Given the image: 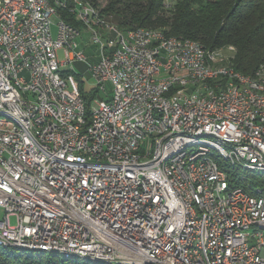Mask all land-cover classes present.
<instances>
[{"label": "built area", "instance_id": "2783aa9c", "mask_svg": "<svg viewBox=\"0 0 264 264\" xmlns=\"http://www.w3.org/2000/svg\"><path fill=\"white\" fill-rule=\"evenodd\" d=\"M234 51L120 28L91 0H0V247L98 264H264V194L224 170L264 174V66L245 74ZM75 63L97 89L89 116L64 73Z\"/></svg>", "mask_w": 264, "mask_h": 264}, {"label": "trees", "instance_id": "16d2710c", "mask_svg": "<svg viewBox=\"0 0 264 264\" xmlns=\"http://www.w3.org/2000/svg\"><path fill=\"white\" fill-rule=\"evenodd\" d=\"M102 7L108 18L120 28H161L169 35L189 37L208 49L234 46L233 66L252 73L264 66V0H91ZM68 20L74 21L72 16ZM89 116V107L97 89H84V81L72 70ZM231 186H241L264 194V174L226 165ZM80 259L63 258L44 251L0 247V264H80ZM83 264H98L85 260Z\"/></svg>", "mask_w": 264, "mask_h": 264}, {"label": "rangeland", "instance_id": "374dc122", "mask_svg": "<svg viewBox=\"0 0 264 264\" xmlns=\"http://www.w3.org/2000/svg\"><path fill=\"white\" fill-rule=\"evenodd\" d=\"M80 32L81 35L78 36L77 40L79 42L80 48L82 49L83 53L85 54L87 60L89 62H93L98 58V49L96 48L95 45H93L90 42V39L88 37V34L85 33L84 28H80ZM57 58L58 60H63L65 58V54H64V50L62 48H60L57 51ZM64 68H69V65H66ZM73 72L78 73L80 75V77L82 78V80L84 81V89L86 91H89L92 88V79L89 77V75L84 72L85 71V65L83 63H75L73 65ZM81 73H83V75H81ZM109 86V84H108ZM2 214V209L0 208V217ZM9 222L11 224H15V217L11 216L9 218ZM61 257V255H59ZM84 262H86L84 259H80L79 263L83 264Z\"/></svg>", "mask_w": 264, "mask_h": 264}]
</instances>
